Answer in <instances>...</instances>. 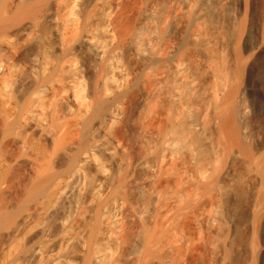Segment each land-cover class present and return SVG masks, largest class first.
I'll return each mask as SVG.
<instances>
[{"label":"bare ground","instance_id":"bare-ground-1","mask_svg":"<svg viewBox=\"0 0 264 264\" xmlns=\"http://www.w3.org/2000/svg\"><path fill=\"white\" fill-rule=\"evenodd\" d=\"M0 264H264V0H0Z\"/></svg>","mask_w":264,"mask_h":264},{"label":"rangeland","instance_id":"rangeland-1","mask_svg":"<svg viewBox=\"0 0 264 264\" xmlns=\"http://www.w3.org/2000/svg\"><path fill=\"white\" fill-rule=\"evenodd\" d=\"M43 27H46V26H43ZM46 29H48V27ZM46 29H44V30L47 32L48 30H46Z\"/></svg>","mask_w":264,"mask_h":264}]
</instances>
